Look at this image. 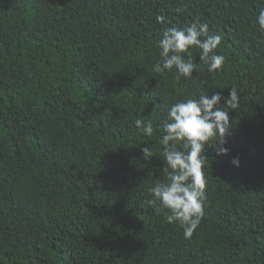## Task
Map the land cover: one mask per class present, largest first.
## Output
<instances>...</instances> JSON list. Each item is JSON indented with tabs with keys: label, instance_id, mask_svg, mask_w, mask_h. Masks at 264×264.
<instances>
[{
	"label": "trees",
	"instance_id": "16d2710c",
	"mask_svg": "<svg viewBox=\"0 0 264 264\" xmlns=\"http://www.w3.org/2000/svg\"><path fill=\"white\" fill-rule=\"evenodd\" d=\"M262 7L0 0V264H264ZM196 21L222 37V69L209 72L193 47V78L155 73L163 31ZM215 93L230 111V151L217 156L219 138L205 145L204 215L186 237L148 189L168 180L159 140L170 106ZM136 118L153 123L151 137Z\"/></svg>",
	"mask_w": 264,
	"mask_h": 264
},
{
	"label": "clouds",
	"instance_id": "9594fccd",
	"mask_svg": "<svg viewBox=\"0 0 264 264\" xmlns=\"http://www.w3.org/2000/svg\"><path fill=\"white\" fill-rule=\"evenodd\" d=\"M156 20L162 23L164 17L157 16ZM256 23L264 31V7L259 10ZM221 39L219 34L209 33L206 23L198 21L183 28H166L157 45L160 59L153 65V71L163 74L175 69L174 78L177 82L181 78H193V71L198 67L189 51L193 47L200 50V63L206 64L209 72L220 71L225 57L216 54L215 50L221 44ZM182 54H186L188 59ZM222 99L219 93H215L211 97L200 94L198 98L179 100L168 109L167 122L161 128L159 144L163 149L168 180L156 182L148 189L152 196L150 202L158 204V212L166 210V222L179 224L186 237L193 234L204 215L205 145L213 138H219L221 142L215 148L217 156H226L230 151L224 147V137L230 127V111L220 106ZM224 105L232 111L239 107V95L235 87H231ZM134 127L138 133L148 137L154 133L153 123H145L142 118L134 120ZM141 152L146 160L153 157L149 146L141 148ZM231 163L239 166L237 158H233Z\"/></svg>",
	"mask_w": 264,
	"mask_h": 264
}]
</instances>
